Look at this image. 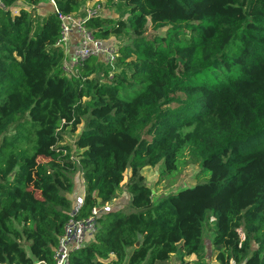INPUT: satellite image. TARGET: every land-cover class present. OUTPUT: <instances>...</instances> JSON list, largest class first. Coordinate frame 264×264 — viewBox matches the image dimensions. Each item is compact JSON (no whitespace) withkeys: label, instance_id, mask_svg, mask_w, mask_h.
<instances>
[{"label":"trees","instance_id":"obj_1","mask_svg":"<svg viewBox=\"0 0 264 264\" xmlns=\"http://www.w3.org/2000/svg\"><path fill=\"white\" fill-rule=\"evenodd\" d=\"M26 1L0 0V264H55L75 176L89 217L128 169L130 210L98 216L70 264H166L178 251L197 260L177 264H209L210 215L218 264H264V0H105L128 16L82 23L101 40L129 34L116 64L130 71L103 72L94 55L72 74L59 14L84 0H54L36 32L41 0ZM81 123L74 154L64 132ZM187 148L207 180L154 201L142 169L172 172Z\"/></svg>","mask_w":264,"mask_h":264},{"label":"rangeland","instance_id":"obj_2","mask_svg":"<svg viewBox=\"0 0 264 264\" xmlns=\"http://www.w3.org/2000/svg\"><path fill=\"white\" fill-rule=\"evenodd\" d=\"M50 0H41L39 4L43 5L36 9L35 14V23H34V31L36 32L40 25L42 24L45 16H46V8L48 7ZM19 6H27L30 9V4L27 3L26 0H21V5ZM16 9V8H15ZM17 11V10H16ZM15 11V12H16ZM78 13V12H77ZM80 17L84 18L90 15H100L103 17H108L112 19H125L129 14V8L123 3H118L114 7H108L106 1H96V0H85L82 1L80 8ZM107 27H112V25H107ZM153 31L149 27L147 29L146 35H151ZM129 34L123 32L121 34L111 33L109 38L105 40L107 42V46H109V51L97 55L98 58V66L101 71H105L107 67L113 68L111 72L114 70H121L125 73L130 71V65L127 64H116V61L119 57V50L123 44L128 42ZM78 46V42H77ZM66 56L64 58L65 68L64 69L68 74L72 73L75 64L72 63L71 54L69 53V44L65 46ZM68 67V68H67ZM101 79L104 81L108 79L103 74ZM84 123H81L75 131H72L71 128H67L64 132V141L65 144H68L72 147L74 154L78 153V148L75 145V140L78 135L81 133L83 129ZM178 169L168 172L166 170L164 162L158 163L156 166H146L142 169V174L144 175L145 182L152 188L153 190V199L157 201L159 198L167 196L170 193L178 192L182 188L193 186L198 180L199 182H204L207 180L205 177L197 178L198 172L200 169V160L194 155L188 148L184 150L182 155L179 157L178 161ZM130 170L128 169L124 173V180L121 185L116 190V196L110 201V205L115 209H125L130 210V199L131 194L125 189L123 183H126L128 179V175ZM77 188H79V192L82 193L84 191V185L82 181V177L80 174L76 177ZM214 217L208 216L204 223V236L203 243L205 248V255L203 256V260L208 262L209 264H218L216 261L215 248L213 244L214 237ZM26 248L28 246L26 244ZM196 256H186L181 251H178L174 255L171 256V259L166 264H177L181 258H186L194 263L197 260Z\"/></svg>","mask_w":264,"mask_h":264},{"label":"built area","instance_id":"obj_3","mask_svg":"<svg viewBox=\"0 0 264 264\" xmlns=\"http://www.w3.org/2000/svg\"><path fill=\"white\" fill-rule=\"evenodd\" d=\"M54 3V0H51ZM99 1V0H96ZM101 1V0H100ZM105 1V0H102ZM1 4V2H0ZM92 16L88 15L87 17ZM62 22V36L56 45L65 47L70 39L72 29H76L79 33L78 46L74 53V64H81L90 56H97L109 51V46L105 40L97 39L82 22L84 18L74 16L73 14H59ZM84 192L74 195L71 217L65 225L63 233L59 237V243L55 254V264H70V253L74 250H80L97 230L96 218L103 212L113 209L110 201L104 205L95 206L89 217H77L84 201Z\"/></svg>","mask_w":264,"mask_h":264},{"label":"crops","instance_id":"obj_4","mask_svg":"<svg viewBox=\"0 0 264 264\" xmlns=\"http://www.w3.org/2000/svg\"><path fill=\"white\" fill-rule=\"evenodd\" d=\"M51 1V0H50ZM85 1V0H84ZM40 5V7H42L43 5H41V4H39ZM27 7V6H26ZM55 2L53 3L52 1H51V3H49V5H48V7L46 8V14L48 13V11H51V10H55ZM80 12V11H79ZM73 13V15L74 16H78V17H80V14L81 13ZM82 18V17H81ZM79 33H78V31L76 30V29H72V31H71V35H70V39H69V41L67 42V45L69 44V53L71 54V61H72V63H74V53H75V49H76V47H77V42L79 41ZM64 51H65V47H64ZM65 54H66V51H65ZM65 57L67 58V56L65 55ZM64 60V59H63ZM64 63V61H62V67L64 68V69H66L65 68V64H63ZM75 67V66H74ZM68 68V67H67ZM75 69V68H74ZM73 68H72V70H73V72L75 71ZM72 72V73H73ZM72 73H70V74H72ZM78 175H76L75 176V183H76V177H77ZM82 181H83V185H84V190H85V188H86V183H85V181H84V179H83V176H82ZM75 189H74V192L70 195L71 196V198H73L74 197V195L75 194H77L78 192H79V188H77V184H75ZM118 209V208H117ZM215 254H216V252H215ZM190 256H195L194 254H192V255H190ZM196 258V257H195ZM186 259V258H185ZM191 260V259H190Z\"/></svg>","mask_w":264,"mask_h":264},{"label":"clouds","instance_id":"obj_5","mask_svg":"<svg viewBox=\"0 0 264 264\" xmlns=\"http://www.w3.org/2000/svg\"><path fill=\"white\" fill-rule=\"evenodd\" d=\"M113 209H115V208H113Z\"/></svg>","mask_w":264,"mask_h":264}]
</instances>
